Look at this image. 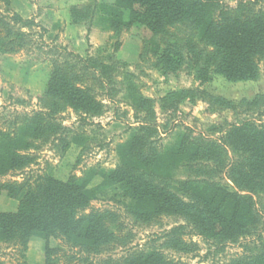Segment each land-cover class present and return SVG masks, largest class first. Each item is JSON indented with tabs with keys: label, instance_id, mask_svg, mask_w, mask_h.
Instances as JSON below:
<instances>
[{
	"label": "rangeland",
	"instance_id": "374dc122",
	"mask_svg": "<svg viewBox=\"0 0 264 264\" xmlns=\"http://www.w3.org/2000/svg\"><path fill=\"white\" fill-rule=\"evenodd\" d=\"M27 1L32 4L37 0ZM109 1L112 4L116 0ZM6 2L0 0L3 14L11 12ZM239 5L251 8L250 16L264 19V0H220L215 15L220 9L236 12ZM34 15L32 19L37 23ZM127 17L125 12V21ZM82 27L76 42L88 49L87 57L106 67L104 77H99L101 69L95 66L84 78L83 85L90 87L88 95L93 99L89 115L61 106L52 123L56 134L35 141L27 152L32 163L13 177L2 179L5 186L39 175L61 182L82 179L92 191L87 209L81 214L97 212L101 217L107 240L102 252L70 250L53 238L49 239L50 249L61 247L60 251L75 257L72 263L78 264H124L141 256L150 258V264L256 261L264 254V192L256 195L249 188L237 189L225 171L219 173L215 163L202 156L189 158L182 143L185 135L216 141L220 130L224 132L231 124L250 122L264 127V55L257 61L253 79L231 82L215 74L213 67L208 68V78L200 76L203 63L194 72H188L184 64L174 66L170 72V66L158 62L159 53L150 49L153 43L162 48L165 36L151 42L147 30L126 28L118 37L121 47L114 54L117 38L112 31L102 32L98 27L87 32V23ZM184 28L174 25L167 30L170 35L182 37ZM24 31L31 37L20 40L23 48L7 57L27 73H37V81L36 85L23 87L0 77V132L9 135L17 132L22 118L45 111L41 103L46 97V88L42 89L45 76L53 63L61 64L67 58L60 50L75 55L69 42L72 37L64 39L59 24L42 39L39 30ZM212 99L224 100L236 108L221 111L224 105ZM55 135L65 136L67 144L53 143ZM227 153V161L232 160L229 149ZM162 195L175 197L190 210L181 216L172 213L170 206L161 205ZM232 196L251 197L253 212L240 206L238 216L231 220L235 211ZM196 200H204L207 205L197 204ZM228 218L239 227L225 240L227 236L220 235L225 234L222 224ZM253 218L255 223L251 224ZM180 226L184 227L182 236L166 237L170 229ZM32 239L41 241L44 249L41 239ZM32 252L40 254L41 249L32 247Z\"/></svg>",
	"mask_w": 264,
	"mask_h": 264
},
{
	"label": "trees",
	"instance_id": "16d2710c",
	"mask_svg": "<svg viewBox=\"0 0 264 264\" xmlns=\"http://www.w3.org/2000/svg\"><path fill=\"white\" fill-rule=\"evenodd\" d=\"M219 1L116 0L112 4H98L92 0L89 5L71 8L70 16L75 25L87 23V32L98 27L102 32L112 31L117 38L114 54L121 47L118 37L126 28L131 29L134 26L147 30L150 33L148 40L151 42L155 38L166 37L162 48L153 43L150 49L159 53L158 62L170 66V72H173L174 66L180 64H184L188 72H194L203 63V74L200 76L208 78V68L213 67L215 74L222 75L228 81L251 80L256 75L257 61L264 55V19L250 16L251 8L242 5L238 6L236 12L227 8L220 9L215 15ZM5 6L9 7V2ZM125 12H128L127 21ZM174 25H184L182 37H179L181 34H168L167 29ZM26 29L39 30L40 39L48 34L34 19L23 20L14 12L0 13V54L19 53L24 46L19 43L20 40L31 37V33H25ZM55 40L56 37L53 38ZM209 47L212 48L211 51ZM60 51L67 58L61 64H52L46 97L41 102L45 111L30 118H22L23 124L14 134L0 132V193L5 192L9 198L18 202L16 213L0 214V245L4 250H9L7 254L2 253V256H9L8 264H27L25 254L32 238H39L44 242L42 264H78L72 263V258L75 257L64 254L60 251L61 247L51 250L49 239H58L65 248L89 254H100L101 247L107 241L104 238L106 230L101 227V217L97 212L86 216L81 214L87 209L92 195L84 180L71 178L61 182L39 175L34 180L28 177L19 184L11 182L5 186L2 182L3 178L13 177L16 172L32 163L27 152L34 146L35 141H45L56 134L52 123L61 106L67 105L89 115L93 99L88 95L90 87L83 85L84 78L95 66L101 69L99 77H104L106 67L90 57L83 59L64 48ZM77 66L81 67L75 71ZM212 101L224 105L221 111L236 108L224 100ZM227 128L224 132L220 130V137L216 141L185 135L186 139L182 143L184 153L191 159L202 156V159L218 165L219 173L225 171L229 181L237 189L249 188L256 195L264 192V127L245 122L241 125L231 124ZM52 142L67 144L65 136L62 135L53 137ZM227 149L233 155V159L229 161ZM159 198L162 200L161 205L170 206L172 213L176 215H184L190 210L189 205L170 195ZM230 201L235 208L231 220L238 216L240 206L245 207L248 213L253 212L255 203L249 196H232ZM196 202L207 205L204 200ZM228 220L229 218L222 224L226 229L225 234L220 235L227 236L225 240L230 238V234H235L239 227ZM253 223L255 218L251 220V224ZM183 230V226L174 227L166 233V237L177 239L182 236ZM149 259L141 256L124 264H150ZM237 264H264V254L254 262Z\"/></svg>",
	"mask_w": 264,
	"mask_h": 264
},
{
	"label": "crops",
	"instance_id": "0c3cea01",
	"mask_svg": "<svg viewBox=\"0 0 264 264\" xmlns=\"http://www.w3.org/2000/svg\"><path fill=\"white\" fill-rule=\"evenodd\" d=\"M91 1V0H90ZM9 8L11 12L19 15L23 20L32 19L33 15L37 16V24L44 27L50 35V29L59 24L62 29L61 36L64 39L71 38L69 42L75 54L85 59L88 56V49L82 48L76 42V38L81 33L82 25H75L71 21L70 10L74 7H82L87 5L88 0H37L36 3H30L27 0H8ZM98 4H109V0H98ZM1 13V11H0ZM34 18V17H33ZM87 31V30H86ZM71 36V37H68ZM74 36V37H73ZM90 37V36H89ZM75 39V40H74ZM77 44V45H76ZM22 66L13 62L7 55L0 54V77L13 84H17L23 87H29L28 85L34 84L36 80L35 73H27L26 69H21ZM25 68V67H24ZM23 70V71H22ZM49 78L45 76V83L42 87L44 90L47 86V80ZM36 85V84H34ZM30 86V87H31ZM3 182V181H2ZM18 202L9 198L5 192L0 193V214H14L17 212ZM32 247H40L41 253H33ZM41 241L31 239L27 245V252L25 254V260L27 264H42L44 261V249L42 253ZM9 251V250H8ZM0 245V263L8 264L9 256H2V253H8Z\"/></svg>",
	"mask_w": 264,
	"mask_h": 264
}]
</instances>
